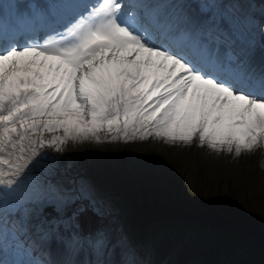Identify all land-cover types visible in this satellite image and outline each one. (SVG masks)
Masks as SVG:
<instances>
[{
  "label": "snow or ice",
  "instance_id": "obj_1",
  "mask_svg": "<svg viewBox=\"0 0 264 264\" xmlns=\"http://www.w3.org/2000/svg\"><path fill=\"white\" fill-rule=\"evenodd\" d=\"M182 9L150 0H17L0 11V154L21 146L12 161L0 156L8 198L0 204V264H9L10 242L51 254L55 241L64 254L97 256L125 245L103 224L77 230L85 205L101 220L110 209L88 182L63 179L59 158L43 148L151 137L239 157L264 143V63L249 70L243 21ZM46 133L55 135L45 141Z\"/></svg>",
  "mask_w": 264,
  "mask_h": 264
},
{
  "label": "rangeland",
  "instance_id": "obj_2",
  "mask_svg": "<svg viewBox=\"0 0 264 264\" xmlns=\"http://www.w3.org/2000/svg\"><path fill=\"white\" fill-rule=\"evenodd\" d=\"M16 2L0 0V9L12 11ZM150 2L183 6L189 3L200 10L197 15L203 9L208 15L223 12L243 21L239 31L250 57L248 68L255 71L264 63V0ZM188 12L192 13V9ZM241 46L239 41L233 45L236 49ZM255 82L254 76L249 83L255 85ZM52 135L55 134L46 133L45 141ZM101 139H104L103 133ZM20 147L17 145L15 156L21 155ZM24 148L27 152V142ZM41 151L59 158L63 179L88 182L110 209L109 215L101 220L85 205L75 221L77 230L90 232L103 224L121 237L124 246L134 255L129 256L124 246L110 249L102 256L90 254L87 249L64 254L55 241L49 254L44 246H34L24 240L20 248L15 242H10V247L4 245L5 260H23L27 264H86V261L87 264H97V261L104 264H264V214L259 207L257 210L254 206L246 207V202L251 203L256 196L260 202L264 199V143L250 153L242 152L239 157L234 153L213 152L206 146L168 145L151 137L127 143L68 141L59 152L55 148ZM0 156L10 161L15 159L6 154ZM0 168L6 166L0 165ZM149 183L155 189L149 188ZM4 199L8 198L0 194V204ZM221 201L237 205L245 213L244 217H235L229 212L224 215L219 207ZM213 211L221 218L216 224L205 218ZM46 215L55 214L48 209Z\"/></svg>",
  "mask_w": 264,
  "mask_h": 264
},
{
  "label": "trees",
  "instance_id": "obj_3",
  "mask_svg": "<svg viewBox=\"0 0 264 264\" xmlns=\"http://www.w3.org/2000/svg\"><path fill=\"white\" fill-rule=\"evenodd\" d=\"M145 155L148 157V154L147 153H145ZM149 182V181H148ZM148 187L149 188H154L155 189V187L151 184V183H149V185H148ZM211 193V192H210ZM212 194V193H211ZM209 195L210 197H212V195ZM260 198V197H259ZM257 196H256V199H254V201H252L251 203L248 201V202H246V207L247 208H252V206H254L255 208H256V210H257V207H259V208H261V210H262V212H263V214H264V199H262V202H260L261 201V199H259ZM219 207L222 209V211L225 213L224 215H226L228 212L231 214V215H233V216H235V217H241V218H243L244 217V215H245V213L243 212V210L241 209L240 211H239V207L237 206V205H235V204H232V203H230L229 204V202H226V203H224V202H220L219 203ZM192 215H194V214H192ZM194 217H197V213H195V215H194ZM194 217H192V218H194ZM189 219H191L190 217H188ZM205 218L208 220V221H210V223H212V224H216L219 220H221V218H219V215L218 214H216L215 213V211H213V213H211V214H207V215H205ZM79 219H82V217H80ZM242 220V219H241ZM206 223H208V222H206ZM93 230L95 229V228H92ZM92 230V231H93ZM78 231H81V232H84V233H87V232H85V231H83V230H78ZM123 247V246H122ZM124 251L125 252H127V254L129 255V256H133L134 254H133V252L129 249V248H127V246H124Z\"/></svg>",
  "mask_w": 264,
  "mask_h": 264
},
{
  "label": "bare ground",
  "instance_id": "obj_4",
  "mask_svg": "<svg viewBox=\"0 0 264 264\" xmlns=\"http://www.w3.org/2000/svg\"><path fill=\"white\" fill-rule=\"evenodd\" d=\"M168 8H169V11H170V12H166V13L175 14V13L172 12L171 7H168ZM6 10H7V9H6Z\"/></svg>",
  "mask_w": 264,
  "mask_h": 264
}]
</instances>
